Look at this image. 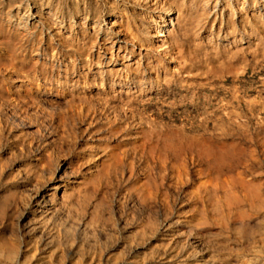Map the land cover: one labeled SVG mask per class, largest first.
Returning <instances> with one entry per match:
<instances>
[{"label": "rangeland", "instance_id": "obj_1", "mask_svg": "<svg viewBox=\"0 0 264 264\" xmlns=\"http://www.w3.org/2000/svg\"><path fill=\"white\" fill-rule=\"evenodd\" d=\"M0 264H264V0H0Z\"/></svg>", "mask_w": 264, "mask_h": 264}, {"label": "bare ground", "instance_id": "obj_2", "mask_svg": "<svg viewBox=\"0 0 264 264\" xmlns=\"http://www.w3.org/2000/svg\"><path fill=\"white\" fill-rule=\"evenodd\" d=\"M167 14H170V12H167ZM169 19H170V16H169ZM159 28L161 29V31L160 32H157V33H154V34H150L151 37H153V38L155 37V38H158L159 39V37H165V36H167L166 35L165 25L160 26ZM113 76H115V75H112L110 78H113ZM54 186H56V184ZM58 188H59V186H56L54 189L56 190Z\"/></svg>", "mask_w": 264, "mask_h": 264}]
</instances>
